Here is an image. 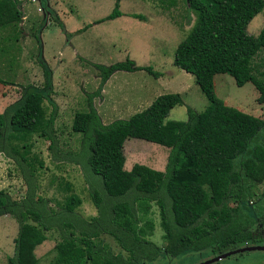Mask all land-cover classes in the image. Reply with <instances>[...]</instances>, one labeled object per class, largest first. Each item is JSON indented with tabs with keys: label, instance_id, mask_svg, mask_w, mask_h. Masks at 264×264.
<instances>
[{
	"label": "trees",
	"instance_id": "1",
	"mask_svg": "<svg viewBox=\"0 0 264 264\" xmlns=\"http://www.w3.org/2000/svg\"><path fill=\"white\" fill-rule=\"evenodd\" d=\"M186 1L194 19L176 44L172 64L193 76L208 101L200 112L187 107L186 121L166 118L182 100L178 93H164L129 117L103 124L92 99L100 97L113 72L142 70L154 78L159 72L127 57L108 65L89 63L99 82L94 91L84 92L86 110L75 112L71 120V130L80 134L78 150L59 151L53 128L57 107L49 97L51 73L37 45L42 85L21 86L18 100L0 112V154L11 160L24 187L20 198L0 190V215L12 216L17 224L8 264H35L33 250L49 230L59 235L55 249L64 264H147L160 254L175 257L207 248L219 254L262 241L264 187L256 195L253 189L264 179V120L225 105L214 93L213 76L227 74L236 86L250 82L256 101L264 103V71L252 65L264 50V20L255 36L246 32L264 1ZM22 3L0 0V28L21 21ZM118 8L119 0H114L111 11L91 24L121 16ZM50 16L63 28L51 10ZM0 83L11 84L1 78ZM10 132L35 134L47 142L51 162L76 165L95 214L85 219L77 213L80 199L73 193L51 209L36 192L34 173L43 161L29 144L10 143ZM131 137L167 147L163 170L139 163L123 168V143ZM151 203L163 232L162 247L148 239ZM102 234L121 251L114 253Z\"/></svg>",
	"mask_w": 264,
	"mask_h": 264
},
{
	"label": "rangeland",
	"instance_id": "2",
	"mask_svg": "<svg viewBox=\"0 0 264 264\" xmlns=\"http://www.w3.org/2000/svg\"><path fill=\"white\" fill-rule=\"evenodd\" d=\"M22 1L21 21L0 28V78L11 82L0 83V112L18 100L21 86L42 85L43 73L37 62V45H40L41 56L51 73L49 97L57 107L53 128L59 151L78 150L80 134L71 130V120L75 112L86 110L84 92L94 91L99 82L97 70L89 63L108 65L127 57L137 65L150 66L159 72L156 78L142 70L113 72L103 84L100 97L92 99L103 124L129 117L149 105L155 96L164 93H178L182 100L169 110L167 119L186 121L187 107L200 112L208 104L193 76L172 64L176 44L194 19L186 0H119L118 9L122 15L97 24L91 23L109 13L114 0ZM52 8L57 11L56 16L63 28L50 16V10L55 13ZM132 13L141 18L129 15ZM263 20L264 4L247 23L246 32L255 36ZM252 65L256 70L264 71V50L255 55ZM213 90L225 105L264 120V103L256 101L257 91L250 82L236 86L229 75L215 74ZM43 106L48 112L49 104L43 101ZM7 139L13 144H29L30 151L43 161V167L34 173L36 192L48 200L51 209H57L64 198L73 193L80 199L75 208L77 213L85 219L95 214L76 165L51 162L47 142L35 134L10 132ZM122 150L124 169L139 163L163 170L168 153L165 146L132 137L124 141ZM187 153L183 147L182 155ZM263 187L264 179L253 189L255 195ZM0 190L12 198H20L24 191L15 166L2 154ZM148 217L153 222L148 239L162 247L163 232L153 203ZM16 231L15 219L8 214L0 215V264H8L7 258L13 254ZM262 233V241L256 244H264V228ZM45 236L33 250L35 264H64L55 249L58 233L49 230ZM100 238L114 253L121 251L109 236L102 234ZM216 255L208 248L198 252L185 251L175 257L160 254L147 264H264V250L242 251L215 260Z\"/></svg>",
	"mask_w": 264,
	"mask_h": 264
},
{
	"label": "water",
	"instance_id": "3",
	"mask_svg": "<svg viewBox=\"0 0 264 264\" xmlns=\"http://www.w3.org/2000/svg\"><path fill=\"white\" fill-rule=\"evenodd\" d=\"M247 250H264V244H255V245L247 244V245L241 246V247L233 249V250H229V251H226L223 253H219L213 259L216 260V259L225 258L229 255L236 254V253H239L242 251H247Z\"/></svg>",
	"mask_w": 264,
	"mask_h": 264
},
{
	"label": "crops",
	"instance_id": "4",
	"mask_svg": "<svg viewBox=\"0 0 264 264\" xmlns=\"http://www.w3.org/2000/svg\"><path fill=\"white\" fill-rule=\"evenodd\" d=\"M48 4H49V3H48ZM50 9H51V8H50ZM52 9L55 11V14H56L57 11H56L54 8H52ZM102 92H103V90H102ZM155 97H156V96H155ZM155 97H154V98H155ZM154 98H153V99H154ZM153 99H152V100H153ZM144 108H145V107H144ZM123 164H124V163H123ZM131 166H132V165H131ZM131 166H129L128 168H125V169H126V170H129Z\"/></svg>",
	"mask_w": 264,
	"mask_h": 264
}]
</instances>
